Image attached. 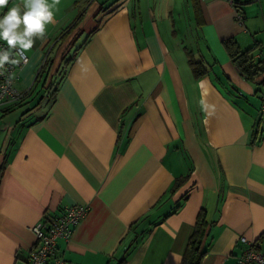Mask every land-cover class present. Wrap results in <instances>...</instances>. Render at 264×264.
<instances>
[{
	"label": "crops",
	"instance_id": "obj_1",
	"mask_svg": "<svg viewBox=\"0 0 264 264\" xmlns=\"http://www.w3.org/2000/svg\"><path fill=\"white\" fill-rule=\"evenodd\" d=\"M49 2L54 22L25 51L23 86L45 63L47 88L79 51L52 97L0 109V264H27L32 228L76 204L89 212L58 240L67 264H182L201 211V264H237L243 237L264 254L263 117L251 143L264 85L223 43L264 60V0H237L243 22L226 0Z\"/></svg>",
	"mask_w": 264,
	"mask_h": 264
},
{
	"label": "built area",
	"instance_id": "obj_2",
	"mask_svg": "<svg viewBox=\"0 0 264 264\" xmlns=\"http://www.w3.org/2000/svg\"><path fill=\"white\" fill-rule=\"evenodd\" d=\"M235 8V17L243 22V13L237 5V0H226ZM0 46L7 47L5 42ZM19 63H6L0 67V109L22 101L30 93V89L21 91L17 85L21 78V70L29 63V56ZM261 117L264 118V97L262 99ZM89 212L88 205L76 204L68 207L62 215L42 221L32 228L35 243L30 249L27 264H67L59 254L58 240L67 243L71 241L74 232ZM246 247L239 257L237 264H264V254L260 250L258 241H251L243 237Z\"/></svg>",
	"mask_w": 264,
	"mask_h": 264
},
{
	"label": "trees",
	"instance_id": "obj_3",
	"mask_svg": "<svg viewBox=\"0 0 264 264\" xmlns=\"http://www.w3.org/2000/svg\"><path fill=\"white\" fill-rule=\"evenodd\" d=\"M90 36L91 34L87 35L86 38L88 39ZM87 39L84 40L83 43H81L80 45L81 46L86 45L88 42ZM223 43L226 49L228 50L233 63L235 64V66H237L239 72L246 79L253 81L257 85H264V78H263L264 60L255 58V56L253 55V51L255 48L242 50L234 38H226ZM73 48L74 47L70 49V51H72L73 54L71 56H68L70 54L69 53L63 59L58 71L50 79L46 91V94L49 98L52 97L53 94L56 92V88L60 83V81L65 78V75L67 73V66L71 65V63L76 59L79 48H75V49ZM193 65H194V70L196 72V76H200L204 74L205 71L201 70L197 66V62L193 63ZM48 75H49V67L48 66L45 67V63H44L37 74L35 83L42 80L43 85L45 86L48 79L47 78ZM32 90H33V86L30 90V93L27 95V99L31 97ZM24 99L22 101L17 102L15 105L22 104L24 102ZM262 122H263V118L261 117L258 119L257 123L255 124V127L251 134L252 144L256 142H260L262 140L261 139ZM183 182H184L183 180H177L173 185L172 190L178 188ZM207 226H208L207 215L204 211H201L200 214L198 215L194 232L191 235L189 242L187 244V248L183 256L182 264L202 263V260L205 254L207 253V247H208V245L206 244L208 240Z\"/></svg>",
	"mask_w": 264,
	"mask_h": 264
},
{
	"label": "clouds",
	"instance_id": "obj_4",
	"mask_svg": "<svg viewBox=\"0 0 264 264\" xmlns=\"http://www.w3.org/2000/svg\"><path fill=\"white\" fill-rule=\"evenodd\" d=\"M9 0H0V9L5 8ZM55 4L49 0H24L23 6L14 4L0 15V67L6 63L16 64L26 57L22 54L32 49L35 38L43 36L46 26L54 22ZM203 88L204 81H199ZM203 95V93H202Z\"/></svg>",
	"mask_w": 264,
	"mask_h": 264
},
{
	"label": "rangeland",
	"instance_id": "obj_5",
	"mask_svg": "<svg viewBox=\"0 0 264 264\" xmlns=\"http://www.w3.org/2000/svg\"><path fill=\"white\" fill-rule=\"evenodd\" d=\"M173 0H162V3L164 4H170L172 3ZM144 2V0H143ZM158 9L161 8V5H158L157 7ZM166 8V7H165ZM193 10H194V7H193ZM176 13V12H175ZM180 14L182 16V18L186 19V20H189L190 17H193V11H189L187 8H184L183 11H180ZM42 66V65H41ZM41 68V67H40ZM39 68V69H40ZM38 69V70H39ZM38 72V71H37ZM38 74V73H37ZM37 76V75H36ZM36 79V78H35ZM35 79L30 83L29 86H23L22 84V80H23V76H22V73H21V78H20V81H19V89L21 91H26L28 90L29 88H31L33 86V90H32V95L31 97H39V96H42V94H46V91H47V88H45V86L43 85V81L40 80L38 82L35 83ZM29 97V98H31ZM28 98V99H29ZM36 100V99H35ZM36 102V101H34ZM27 107V106H26ZM29 108V107H28Z\"/></svg>",
	"mask_w": 264,
	"mask_h": 264
}]
</instances>
